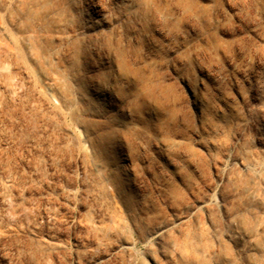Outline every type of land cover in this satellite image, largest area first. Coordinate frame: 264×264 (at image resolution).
I'll use <instances>...</instances> for the list:
<instances>
[{
    "label": "rangeland",
    "instance_id": "obj_1",
    "mask_svg": "<svg viewBox=\"0 0 264 264\" xmlns=\"http://www.w3.org/2000/svg\"><path fill=\"white\" fill-rule=\"evenodd\" d=\"M15 1L0 0V264H250L249 255L264 264V208L241 210L247 227L230 237L233 197L217 176L264 177V0H199L202 20L176 14L170 24L140 16L141 0H80L78 22L51 30L28 27ZM51 2L55 9L66 0ZM115 31L148 35L140 52L179 97L187 95L176 75L191 77L202 65L209 77L204 115L188 108L183 135L144 133L143 149L130 152L133 187L147 210L115 191L111 170L95 169L89 142L80 141L84 117L68 127L48 87L56 68L70 66L74 41ZM217 42L231 47L216 58L204 53ZM156 140L171 150L186 143L190 157L161 161ZM240 156L252 162L247 171Z\"/></svg>",
    "mask_w": 264,
    "mask_h": 264
},
{
    "label": "bare ground",
    "instance_id": "obj_2",
    "mask_svg": "<svg viewBox=\"0 0 264 264\" xmlns=\"http://www.w3.org/2000/svg\"><path fill=\"white\" fill-rule=\"evenodd\" d=\"M51 1L16 0L15 7L28 27L43 25L50 29L67 26L69 22L73 26L78 22L74 10L79 6L80 0H66L62 7L55 9ZM137 12L148 21L155 16V20L161 21L160 23L177 22L176 14L186 20L198 22L204 18L205 7L199 0H162L158 3L154 0H141ZM2 29L8 35L7 30L4 27ZM147 36L143 34L141 37L134 31L124 34L115 31L112 34L101 32L93 38L86 32L82 40L71 44L70 66L66 70L56 68L59 70L56 71L57 79L48 83L49 89L55 90L59 97L57 113L65 122L67 119L68 127L73 120L84 117L80 141L89 142L96 158L95 169L111 170L115 191L124 195L135 210L148 209L146 201L138 199L137 190L132 183L135 172L130 166V152L136 144L143 149L138 146L137 138L148 132L166 135L172 130H180L183 135L182 127L188 120V108L200 116L204 115L201 109V92L209 78L202 65H197L192 78L176 75L175 80L187 95L186 99L181 95L179 97L174 83L164 78L165 75H162L152 58L140 52V38L146 40ZM230 47L217 42L213 50L209 49L204 53L216 58L219 51ZM45 97L48 101V96ZM160 145L165 148L164 151ZM154 146L160 147L158 157L161 161H168L173 166L180 155L190 157L191 149L186 143L171 150L166 144L156 140ZM195 154L200 155L198 152ZM238 159L242 169L247 171L252 162L241 156ZM156 162L159 165L158 159ZM217 176L223 181L224 192L233 197L234 215L228 225L229 236L233 237L232 228L245 230L247 227V220L241 210L264 208V177L256 173L238 172L230 176L224 171L218 172ZM187 190L188 194L196 195L191 186ZM169 191L174 197L180 195L173 183L169 184ZM165 229L167 228L163 226L160 228L163 231ZM258 250L264 256V242L258 244ZM248 262L260 264L259 257L255 255H249Z\"/></svg>",
    "mask_w": 264,
    "mask_h": 264
}]
</instances>
